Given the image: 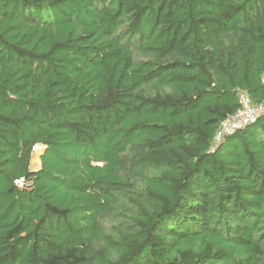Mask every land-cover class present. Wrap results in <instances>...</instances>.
Here are the masks:
<instances>
[{
	"label": "trees",
	"instance_id": "obj_1",
	"mask_svg": "<svg viewBox=\"0 0 264 264\" xmlns=\"http://www.w3.org/2000/svg\"><path fill=\"white\" fill-rule=\"evenodd\" d=\"M242 95L264 0H0V264H264Z\"/></svg>",
	"mask_w": 264,
	"mask_h": 264
},
{
	"label": "built area",
	"instance_id": "obj_2",
	"mask_svg": "<svg viewBox=\"0 0 264 264\" xmlns=\"http://www.w3.org/2000/svg\"><path fill=\"white\" fill-rule=\"evenodd\" d=\"M242 108L234 115L227 117L223 122L220 132L216 137V142L220 143L225 137L234 134L238 130L246 128L255 123L261 114H264V105L258 108L252 107L250 99L245 95L241 96ZM44 148L41 145H35L32 149L33 154L43 153ZM16 184L20 187L27 185L25 179H19Z\"/></svg>",
	"mask_w": 264,
	"mask_h": 264
},
{
	"label": "rangeland",
	"instance_id": "obj_3",
	"mask_svg": "<svg viewBox=\"0 0 264 264\" xmlns=\"http://www.w3.org/2000/svg\"><path fill=\"white\" fill-rule=\"evenodd\" d=\"M233 135V134H232ZM231 136V135H230ZM41 155H42V153L41 154H35L34 156H33V159H32V164H31V169L33 170V171H37L38 169H40V167H41V165H40V163H41V161H40V159H41Z\"/></svg>",
	"mask_w": 264,
	"mask_h": 264
},
{
	"label": "crops",
	"instance_id": "obj_4",
	"mask_svg": "<svg viewBox=\"0 0 264 264\" xmlns=\"http://www.w3.org/2000/svg\"><path fill=\"white\" fill-rule=\"evenodd\" d=\"M40 165H41V163H40Z\"/></svg>",
	"mask_w": 264,
	"mask_h": 264
}]
</instances>
